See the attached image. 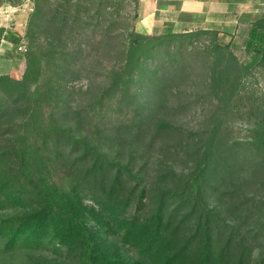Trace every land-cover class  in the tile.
<instances>
[{"label": "trees", "instance_id": "obj_1", "mask_svg": "<svg viewBox=\"0 0 264 264\" xmlns=\"http://www.w3.org/2000/svg\"><path fill=\"white\" fill-rule=\"evenodd\" d=\"M80 1L61 0L53 6L51 0H34L26 31L29 47L24 79L16 74L0 75V209L8 205L26 208L0 221V237L7 239L10 248L55 244L78 250L85 257L81 264H147L110 253L91 224L95 221L100 227L115 224L123 229L125 240L154 264H246L240 231L205 200L214 187V164L204 161L183 188L162 190L155 211L146 215L148 186L143 174L135 173L130 162L110 159L104 150V140L113 138H126L130 148L139 147L146 139L149 146H155L163 139L168 126L156 115L167 83L180 75L177 55L186 52L185 41L218 32L149 35L133 27L124 65L112 70L110 82L92 103L66 111L60 93L52 94L39 80L45 71L43 64L51 68L55 56L48 54L49 59L36 66L32 50L45 22L54 25L58 33H67L66 45L90 30L96 33L104 28L103 7L96 10L98 21L94 23L89 15L73 12L74 6L80 8ZM6 2L14 1L0 0V6ZM22 38L0 27V45L3 40L18 45ZM216 47L219 52L229 48ZM247 47L261 48L264 62V17L253 23ZM72 48L63 52L66 64L53 70L59 81L58 73L74 64ZM215 70L217 74L226 70L225 76L229 75L226 65ZM32 84H37L33 93ZM10 119L15 120L9 123ZM49 145L54 146L57 157L64 155L63 149L75 155L72 168L78 163L86 165L67 186L49 173ZM164 177L173 179L175 173L167 171ZM236 239L239 254L235 259ZM257 264H264V259Z\"/></svg>", "mask_w": 264, "mask_h": 264}, {"label": "rangeland", "instance_id": "obj_2", "mask_svg": "<svg viewBox=\"0 0 264 264\" xmlns=\"http://www.w3.org/2000/svg\"><path fill=\"white\" fill-rule=\"evenodd\" d=\"M13 1L12 5L22 2ZM60 1L51 0L53 6ZM10 4L6 2L1 6ZM79 5V9L72 6L73 12L89 15L94 18V23L98 21L94 17L96 10L103 7L107 18L104 28L100 27L96 33L90 30L66 45L67 33L62 35L54 25L45 22L41 37L35 41L32 50L36 55V66L43 59H49L48 54L55 56H51L55 58L51 68L42 63L45 71L39 80L42 86L48 85L52 94L60 93L62 109L66 111L92 103L110 82L112 70H119L124 65V53L137 20L134 0H82ZM32 12L17 18L24 24L25 38ZM13 18V15H0V24L11 25ZM248 40L249 32L239 35L236 40L218 32L185 41L186 52L177 55L180 75L167 83L156 115L168 126L163 139L155 146H149L146 139L139 147L130 148L126 138H113L104 140V150L110 159L130 162L135 173L143 174L148 186L146 215L155 211L156 198L162 190L183 188L204 161L214 164L217 170L212 179L214 187L206 193L205 200L221 213L227 224L240 231L247 253L246 264H257L264 259V62L262 49H249ZM217 44L229 48L219 52ZM68 46L74 47L71 50L74 64L70 70L58 73L59 81L53 70L61 63L66 64L63 52L69 51ZM27 47L28 44L12 64L14 69H8L6 73L0 68V75L16 72V76L24 79L22 72ZM225 65L228 66V77L224 74L226 70L222 74L215 70ZM37 84L31 85L32 93ZM63 150L64 155L57 157L54 146L49 145L46 156L52 168L49 173L55 174L52 177L67 186L86 165L78 163L72 168L76 156L69 155L68 149ZM167 171H174L175 177L165 178ZM44 172L47 173L46 169ZM25 209L8 205L0 209V221ZM91 224L110 253L127 261L142 260L154 264L145 260L131 241L125 240L123 229H118L115 224L107 227H100L95 221ZM229 232L228 228L225 237ZM237 242L236 239L233 258L239 254ZM84 259L80 251L55 247V244L10 248L7 239L0 237V264H81Z\"/></svg>", "mask_w": 264, "mask_h": 264}, {"label": "crops", "instance_id": "obj_3", "mask_svg": "<svg viewBox=\"0 0 264 264\" xmlns=\"http://www.w3.org/2000/svg\"><path fill=\"white\" fill-rule=\"evenodd\" d=\"M33 5L32 0H22L18 5L0 6V15L14 17L11 25L3 22L0 27L23 36L24 24L17 18L25 13L29 15ZM134 6L136 31L149 35L210 30L236 40L239 35L249 32L257 19L264 17V0H134ZM17 46L6 40L1 43L0 68L6 73L8 69H14L12 64L19 59L18 54L23 53Z\"/></svg>", "mask_w": 264, "mask_h": 264}, {"label": "built area", "instance_id": "obj_4", "mask_svg": "<svg viewBox=\"0 0 264 264\" xmlns=\"http://www.w3.org/2000/svg\"><path fill=\"white\" fill-rule=\"evenodd\" d=\"M26 45H27V40L26 38L23 36L22 41L18 44V50L19 51H25L26 50Z\"/></svg>", "mask_w": 264, "mask_h": 264}]
</instances>
